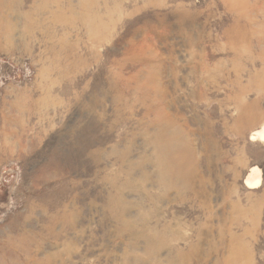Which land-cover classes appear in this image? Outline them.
Masks as SVG:
<instances>
[{
    "label": "rangeland",
    "instance_id": "obj_1",
    "mask_svg": "<svg viewBox=\"0 0 264 264\" xmlns=\"http://www.w3.org/2000/svg\"><path fill=\"white\" fill-rule=\"evenodd\" d=\"M263 127L264 0H0V264H264Z\"/></svg>",
    "mask_w": 264,
    "mask_h": 264
},
{
    "label": "bare ground",
    "instance_id": "obj_2",
    "mask_svg": "<svg viewBox=\"0 0 264 264\" xmlns=\"http://www.w3.org/2000/svg\"><path fill=\"white\" fill-rule=\"evenodd\" d=\"M257 136L260 140L264 141V127L254 134ZM261 178H260V172L256 167H253L249 170V174L244 179V186L247 189H256L260 185Z\"/></svg>",
    "mask_w": 264,
    "mask_h": 264
}]
</instances>
